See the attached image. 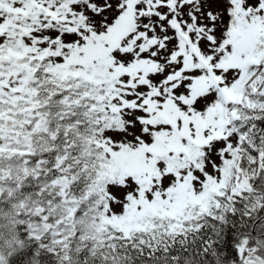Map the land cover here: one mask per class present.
Here are the masks:
<instances>
[{
	"label": "snow or ice",
	"instance_id": "snow-or-ice-1",
	"mask_svg": "<svg viewBox=\"0 0 264 264\" xmlns=\"http://www.w3.org/2000/svg\"><path fill=\"white\" fill-rule=\"evenodd\" d=\"M0 264H264V0H0Z\"/></svg>",
	"mask_w": 264,
	"mask_h": 264
}]
</instances>
